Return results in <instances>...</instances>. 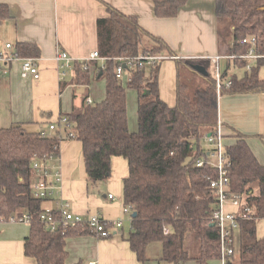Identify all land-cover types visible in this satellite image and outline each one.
Segmentation results:
<instances>
[{
    "label": "trees",
    "instance_id": "trees-1",
    "mask_svg": "<svg viewBox=\"0 0 264 264\" xmlns=\"http://www.w3.org/2000/svg\"><path fill=\"white\" fill-rule=\"evenodd\" d=\"M154 15L172 18L188 0H151ZM217 41L226 44L228 52L243 55L254 38V50L264 55V0H214ZM10 17L7 4L0 3V24ZM97 51L105 58L74 63L71 77L60 83L86 86L91 80L105 81V97L80 105L62 114L72 124L73 135L81 144L88 182L106 180L111 174V158L126 159L128 173L122 179L123 205L131 207V230L126 237L136 259H146L147 245L161 243V257L174 264L188 259L198 264L219 261V229L211 215L216 197L208 188L207 176L216 174L213 167L195 165L198 156L206 154L202 138L214 129L218 118V96L264 92V56L245 69L248 60L233 58L221 71L228 74L232 65L243 70L232 74L228 87L216 90L210 62L204 58H174L177 68L176 103L167 105L158 90L160 62L130 70L126 85L116 76L119 56L140 53L176 56L159 36L144 29L136 16L126 15L107 5V16L97 19ZM22 56L39 57V47L31 42H16ZM90 65H94L92 76ZM205 68L201 72L196 66ZM126 88L138 93L137 130L127 122ZM59 116V117H60ZM264 139V136H256ZM249 136L236 132L225 146L228 158L230 189L241 195L251 207V218L239 223V248L228 256L227 264H264V236H256V220L264 218V164L251 151ZM57 132L41 138L39 131L23 123L0 128V220L10 215L29 216V231L24 238V254L35 264H83L67 262L66 241L72 236L95 235L86 225H59L46 229L39 215L43 199L33 195L35 176L32 162L36 158L59 154ZM132 212L136 215L133 217ZM166 230V232L164 231ZM193 237V251L188 236Z\"/></svg>",
    "mask_w": 264,
    "mask_h": 264
},
{
    "label": "crops",
    "instance_id": "crops-1",
    "mask_svg": "<svg viewBox=\"0 0 264 264\" xmlns=\"http://www.w3.org/2000/svg\"><path fill=\"white\" fill-rule=\"evenodd\" d=\"M0 3L7 4L10 13V17L0 24V46L6 42L13 44L31 42L40 49V55L37 57L39 78L21 77L19 63H13L6 73H0V104L8 108L11 119L9 124L23 123L26 128L29 127L34 131L41 130L50 116L47 110L51 107L55 108L57 101H61L62 98L65 100V105L63 110L61 101V106L58 108L59 115H62L61 112H70L74 105H80L84 95L90 98L91 103L104 99L103 79L91 80L86 86L69 84L60 89L61 82L57 80L55 56L57 51L62 50L72 57L74 63H81L97 50V19L107 16V5L126 15L136 16L144 29L161 37L179 58L193 59L208 55L230 54L228 46L217 41L214 0H188L172 18L156 17L151 0H0ZM95 61L102 65L104 63L101 59ZM230 61L223 59L221 62L220 59V66L223 63V69H220L224 70L228 62L231 66ZM89 67L92 76L94 65ZM203 69L205 70L204 67ZM232 69L238 70L232 65L230 69L228 68V74H232L230 72ZM125 73L129 76L128 72ZM71 76L69 75L66 80ZM176 79V61L174 59L161 61L158 73L159 97L169 106H174L176 103ZM74 86L85 88V94L76 98V101H74L76 97ZM137 101L136 92L135 106ZM217 104L218 118L224 126L225 146L233 141L236 132L249 136L247 142L251 151L257 160L264 164V139L256 137L264 136V92L219 95ZM128 126L131 131L134 130L130 124ZM58 147V164L62 174L61 198L68 202L71 211L84 217L93 211H98L109 221H114L121 213L129 215L123 210L121 196L122 179L128 173L126 159L120 156L111 158L112 178L107 180L104 191L97 193L94 188L102 181L92 184L88 182L80 142L71 138L63 139ZM78 153L81 155V160ZM110 190H118L120 196L117 197ZM109 194H112L113 198H109ZM58 199L59 197L45 199L41 207L44 210L56 209ZM261 220L264 218L256 220V236L259 238L264 236V233L259 235L257 232ZM121 222L122 226L118 229L114 228L107 238L92 234L82 235L83 239L78 242L82 241V252H85L87 261L83 262L80 256L74 261L67 259V262L144 264L145 261H151L161 264L164 261L174 264L162 259L161 243L158 241L147 245L146 259L143 262L138 261L126 237L123 236L124 222ZM28 231L27 222L0 220V264H23L25 259L35 264L33 258L24 254L23 243ZM238 248L239 227L235 231L236 254ZM178 264L198 263L188 259ZM209 264H219V261H210Z\"/></svg>",
    "mask_w": 264,
    "mask_h": 264
},
{
    "label": "built area",
    "instance_id": "built-area-1",
    "mask_svg": "<svg viewBox=\"0 0 264 264\" xmlns=\"http://www.w3.org/2000/svg\"><path fill=\"white\" fill-rule=\"evenodd\" d=\"M242 42L249 44L248 50L243 55L230 53L226 55H208L200 57L209 60L212 65V74L216 79L215 86L217 92H219L222 87H228L232 77V74H227L224 77L221 76V70L219 68L220 59L226 58L232 60L236 57L246 59L248 62L245 65V69L250 70L252 62L264 56L255 52L254 38L244 39ZM174 58H178V56L153 55L146 52L140 53L137 56L115 57L114 59L118 61L116 76L121 79L124 72H129L133 68L143 69L145 68V64H153ZM55 59L57 61L58 80L62 82L71 75L74 61L69 54L62 50L57 51ZM96 59H101L103 62L105 60V58L101 57L98 51L95 50L82 63L86 66L84 63ZM37 60V57L34 56H22L15 44L11 42H6L0 46V73H6L13 63H19L21 77L37 79L39 78ZM86 102L88 104L91 103L90 98H87ZM48 129L54 133L57 132L59 143L61 140L69 139L73 135L72 124L65 116H60L56 124H49ZM39 135L41 138H45L49 134L44 130H40ZM224 138V126L221 120L217 118L214 129L206 132L202 138V147L204 152L206 151V154L198 156L195 159L196 166L202 167L204 165H209L216 171V174L207 176V180L208 188L216 197V204L212 211L211 220L219 229L221 253L219 264H227L228 256L235 252V231L239 227L240 221L251 218L252 213V209L247 204V201L241 195L232 192L230 189L228 158L225 155ZM59 143L54 145L55 149L59 148ZM58 162V154L42 156L36 158L32 162V170L35 176V181L32 183L33 195L43 200L59 197L58 207L56 209H43L39 215L40 221L44 224L45 228L49 230L56 229L59 225L68 227L86 225L96 236L100 238L109 237L114 228L118 229L122 226V222L120 220L109 221L103 218L98 212L94 214L91 213L84 217L71 211L68 202L61 198L62 174ZM108 197L113 198L112 194H109ZM123 210L129 214L131 212V207L129 205L124 206ZM4 220L10 222L23 221L29 224V216L27 213H22L21 216L15 214L10 215ZM164 231L166 232L165 229ZM89 264H95V262H89Z\"/></svg>",
    "mask_w": 264,
    "mask_h": 264
},
{
    "label": "rangeland",
    "instance_id": "rangeland-1",
    "mask_svg": "<svg viewBox=\"0 0 264 264\" xmlns=\"http://www.w3.org/2000/svg\"><path fill=\"white\" fill-rule=\"evenodd\" d=\"M221 62H223V59H221ZM222 65H223V63H221V66H220V63H219V68L223 69L222 68ZM211 72H213V70H211ZM230 72H232V74L234 73V74L241 75L242 72H243V70H241V69H238V70L232 69V70H230ZM260 74L261 75H264V66L260 67ZM128 77L129 76L125 72L122 74L121 82H122V84L124 86L126 85V82H127ZM73 89H74V93L76 95L74 101H76V98H78L80 95H83V93L85 92V88L84 87H80V86L79 87H75L74 86ZM61 101H62V109L64 110L65 100H63V98H62ZM61 101H57V105H56L55 108L54 107H51V108H49L47 110L48 112H50V116L47 118V120L45 122V125H43L40 129L46 131L48 134H51L52 133V132L48 131V125L49 124H56L57 121H58V119H59V116L60 115L58 114V108H60V106H61ZM135 102H136V92L133 89L126 88L127 122H128V124L131 125V128L134 129L133 131H136L137 130L136 112H135V109H136V106L135 105L136 104H135ZM54 103L55 102H53L52 104L54 105ZM35 108H37L36 104H35ZM65 113L66 112H61V114H65ZM10 121H11V119H10V115H9V112H8V108L6 106H3V105L0 104V127H4V126L7 127V126L11 125V124H9ZM28 129H30V128L28 127ZM30 130H33V129H30ZM71 139L73 140V138H71ZM79 156H80V160H81V155H79V153H78V157ZM110 178H112V176H110L108 179H106V180L98 183L97 184V187L94 188V191L97 192V193L99 191L103 192L104 189H105L107 180H109ZM117 187H118V185H117ZM110 191L114 195H116L118 197V195H119V191L118 190H110ZM121 196H122V194H121ZM122 204H123V199H122ZM96 212H98V211H93L91 213L94 214ZM119 215H120L119 217L117 216L118 219L120 221H123L124 222V228H123V232H122L123 233V236L124 237H127L128 236V233L130 231L129 229H130V225H131V222H130L131 221L130 220L131 218L129 217V215H124L123 213H121ZM117 217L115 218L114 221H117ZM257 232H258L259 235L261 233H264V220H261L259 222V224L257 226ZM84 236H72V237H69L67 239V241H66V248H67V250L69 252L68 253V256H67V259L68 260L74 261V259H77L76 257L79 258L80 256H82V259H83L82 261L83 262H86L87 261L85 252L84 253L82 252L83 251V246L81 245L82 241L78 242V240H82ZM188 244H189V249H192L191 251H193L194 242H193V237H192L191 234H189V236H188ZM23 264H33V263H32V261L27 262V259H25V261L23 262ZM144 264H156V263L151 262V261H145ZM161 264H170V263H167V262L162 261Z\"/></svg>",
    "mask_w": 264,
    "mask_h": 264
},
{
    "label": "water",
    "instance_id": "water-1",
    "mask_svg": "<svg viewBox=\"0 0 264 264\" xmlns=\"http://www.w3.org/2000/svg\"><path fill=\"white\" fill-rule=\"evenodd\" d=\"M124 65H125V64H124ZM196 68H197L198 70H200L201 72L206 73V70H204L203 67H201V66H196ZM208 134H210V133H208ZM135 215H136V213H135V212H132V216L134 217Z\"/></svg>",
    "mask_w": 264,
    "mask_h": 264
}]
</instances>
